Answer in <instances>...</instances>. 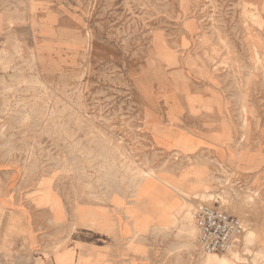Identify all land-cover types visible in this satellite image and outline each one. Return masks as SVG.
<instances>
[{
	"label": "rangeland",
	"instance_id": "rangeland-1",
	"mask_svg": "<svg viewBox=\"0 0 264 264\" xmlns=\"http://www.w3.org/2000/svg\"><path fill=\"white\" fill-rule=\"evenodd\" d=\"M32 3L31 28L0 51V158L16 190L57 187L131 217L146 197V219L174 230L144 238L150 264L214 258L192 214L215 204L245 226L235 264H264V167L239 166L264 152V0ZM201 129L236 161L186 133Z\"/></svg>",
	"mask_w": 264,
	"mask_h": 264
},
{
	"label": "crops",
	"instance_id": "crops-1",
	"mask_svg": "<svg viewBox=\"0 0 264 264\" xmlns=\"http://www.w3.org/2000/svg\"><path fill=\"white\" fill-rule=\"evenodd\" d=\"M32 2L0 0V51L7 47L8 37L21 36L25 27L31 28V24L26 26L23 22L36 19ZM219 132L212 135L213 131L201 129L186 133L199 140L201 148L211 145L218 161H236L230 158L236 153L229 154L216 140ZM249 157L252 161L247 163ZM239 166L245 170L264 167V152L243 154ZM37 189L16 190L13 162L0 158V264L18 263L21 258L41 260L43 264H150L144 238L174 235V230L161 226L164 222L171 224L172 217L146 219V197L139 212L131 217L125 206L88 201L57 187ZM174 196L182 205L181 194L175 192ZM243 238L234 252L242 249ZM22 244L24 250L20 248Z\"/></svg>",
	"mask_w": 264,
	"mask_h": 264
},
{
	"label": "built area",
	"instance_id": "built-area-1",
	"mask_svg": "<svg viewBox=\"0 0 264 264\" xmlns=\"http://www.w3.org/2000/svg\"><path fill=\"white\" fill-rule=\"evenodd\" d=\"M200 253L229 256L242 244L245 226L235 215L217 205L199 204L192 214Z\"/></svg>",
	"mask_w": 264,
	"mask_h": 264
},
{
	"label": "bare ground",
	"instance_id": "bare-ground-1",
	"mask_svg": "<svg viewBox=\"0 0 264 264\" xmlns=\"http://www.w3.org/2000/svg\"><path fill=\"white\" fill-rule=\"evenodd\" d=\"M160 205V204H159ZM249 241H251L250 234L247 235ZM231 255V260H228L226 258H217L216 256H213L214 258L210 257L207 259V264H235V261H241V259L238 257L237 253L230 254ZM212 256V255H208Z\"/></svg>",
	"mask_w": 264,
	"mask_h": 264
}]
</instances>
